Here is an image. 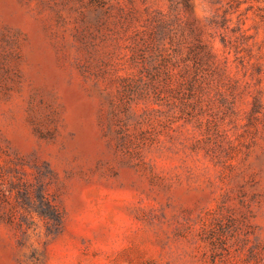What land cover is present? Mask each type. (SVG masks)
Returning <instances> with one entry per match:
<instances>
[{"label":"rangeland","instance_id":"374dc122","mask_svg":"<svg viewBox=\"0 0 264 264\" xmlns=\"http://www.w3.org/2000/svg\"><path fill=\"white\" fill-rule=\"evenodd\" d=\"M0 264H264V0H0Z\"/></svg>","mask_w":264,"mask_h":264}]
</instances>
